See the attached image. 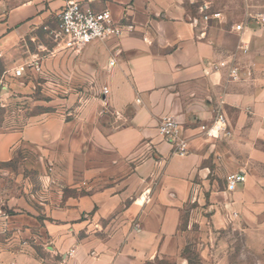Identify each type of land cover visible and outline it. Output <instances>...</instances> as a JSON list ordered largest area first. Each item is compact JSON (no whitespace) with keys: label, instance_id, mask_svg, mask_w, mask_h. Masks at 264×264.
Returning <instances> with one entry per match:
<instances>
[{"label":"crops","instance_id":"obj_1","mask_svg":"<svg viewBox=\"0 0 264 264\" xmlns=\"http://www.w3.org/2000/svg\"><path fill=\"white\" fill-rule=\"evenodd\" d=\"M68 1L109 11L122 35L77 52L54 44L49 31ZM196 2L210 7L206 0H0V197L8 207L26 206L21 169L43 175L50 168L68 192H42L39 200L51 219L45 230L52 242L60 245L59 234L66 235V264L175 258L193 191L233 173H243L245 182L210 199L237 213L248 231L264 227V58L251 76L230 78L220 62L234 60L241 68L248 62L238 36L225 14L192 22L189 7ZM245 20L241 42L249 49L246 36L257 23ZM258 40L264 49V36ZM36 60L44 76H14ZM33 78L49 81L64 105L9 114L27 98ZM219 107L228 127L217 136L208 129ZM165 117L178 122L176 142L158 133ZM179 143L183 156L176 153ZM30 151L34 165L25 161ZM11 177L18 194L7 187ZM12 263L35 264L0 251V264Z\"/></svg>","mask_w":264,"mask_h":264},{"label":"rangeland","instance_id":"obj_2","mask_svg":"<svg viewBox=\"0 0 264 264\" xmlns=\"http://www.w3.org/2000/svg\"><path fill=\"white\" fill-rule=\"evenodd\" d=\"M206 1L210 5L208 13L225 14L229 19L227 26L230 29L233 24L239 22H242L244 27L248 11L258 14L264 11V0ZM197 5L198 2L189 7V11L195 12V15ZM249 31L246 41L250 46L253 43L254 47L251 49L249 46L246 53L240 50V54L248 61L247 65H243L254 69L259 57L264 58V49L260 47L258 40L264 36V24H251ZM243 32L236 33L240 44ZM33 83L34 87L25 94L27 98L17 101L9 110V114L25 112L29 116L35 112L56 111L64 105L62 101L64 97L53 89L49 81L33 78ZM76 91L77 94H83L82 90ZM76 98L80 99L77 96ZM24 157L25 161L32 165L37 159L36 154L31 151ZM20 172L27 179L24 192L27 196L26 206L14 203V206L8 207L0 197V251L23 255L27 257V263L66 264L70 256V252L62 248L66 245V235L59 234L60 245L52 242L51 234L45 230L51 219L42 212L39 195L48 191L64 195L68 189L53 179L50 168H46L43 175H39V170L29 166ZM225 180L224 177H218L213 186H203L197 188L198 192L193 191L192 199L184 208L179 226L181 246L178 255L175 258L157 259L158 264H264V227L256 233L248 231L240 222L238 214L235 218L231 217L232 212L222 208L223 204L219 200L210 199L211 193L217 196V193L226 188ZM7 187H10L12 194H18V183L14 177H11ZM215 214L218 217L213 219L212 216Z\"/></svg>","mask_w":264,"mask_h":264},{"label":"built area","instance_id":"obj_3","mask_svg":"<svg viewBox=\"0 0 264 264\" xmlns=\"http://www.w3.org/2000/svg\"><path fill=\"white\" fill-rule=\"evenodd\" d=\"M197 15L192 16V22L197 20L207 22L212 19H218L221 17L220 12L208 13V6L198 5ZM247 18L255 19L258 25L264 24V14L259 13L252 16L246 13ZM55 28L49 31V37L56 45H61L63 49L77 52L87 44H90L97 40H110L120 37L123 33L120 25L116 24L109 11L104 10L100 12H94L86 8L84 5L68 1L55 16ZM131 29V27H129ZM232 31L240 34L243 32V23L239 22L232 25ZM240 50L243 53L247 52V44L241 43ZM109 65L112 66L113 62L110 61ZM220 67H228V75L233 79H241L242 77H249L252 74L250 67H240L239 64L231 60L229 62H220ZM44 76L41 64L38 60L28 62L14 71L15 77H29L32 75ZM264 76V69L262 70ZM107 90H102L103 94H107ZM106 105V102H103ZM228 127V121L223 110L219 107L215 112L214 119L208 131L213 132L219 136L226 132ZM178 122L172 117L162 118L157 126L159 135L170 142H176ZM176 153L179 156H183L186 151L182 146V143L178 144ZM246 177L243 173H233L226 177V189L233 191L238 185L243 184ZM237 213L232 212L231 217L235 218Z\"/></svg>","mask_w":264,"mask_h":264}]
</instances>
